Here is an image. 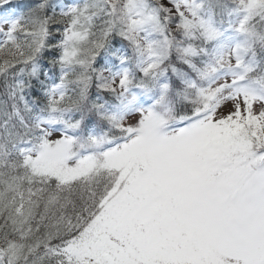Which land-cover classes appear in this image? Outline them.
Masks as SVG:
<instances>
[{"label":"snow or ice","instance_id":"6c2138e0","mask_svg":"<svg viewBox=\"0 0 264 264\" xmlns=\"http://www.w3.org/2000/svg\"><path fill=\"white\" fill-rule=\"evenodd\" d=\"M0 264H264V0H0Z\"/></svg>","mask_w":264,"mask_h":264}]
</instances>
